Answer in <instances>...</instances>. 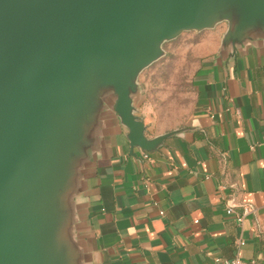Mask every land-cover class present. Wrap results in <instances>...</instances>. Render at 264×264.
Returning <instances> with one entry per match:
<instances>
[{
    "label": "water",
    "instance_id": "water-1",
    "mask_svg": "<svg viewBox=\"0 0 264 264\" xmlns=\"http://www.w3.org/2000/svg\"><path fill=\"white\" fill-rule=\"evenodd\" d=\"M225 23L221 52L264 42V0H0V264H89L79 199L117 120L137 115L142 72L185 32Z\"/></svg>",
    "mask_w": 264,
    "mask_h": 264
},
{
    "label": "crops",
    "instance_id": "crops-1",
    "mask_svg": "<svg viewBox=\"0 0 264 264\" xmlns=\"http://www.w3.org/2000/svg\"><path fill=\"white\" fill-rule=\"evenodd\" d=\"M226 30L189 36L198 63L185 123L164 126L142 88L146 135L180 130L157 151L132 152L125 127L109 124L79 199L89 264L264 263V42L225 54ZM245 207L254 212L238 222Z\"/></svg>",
    "mask_w": 264,
    "mask_h": 264
},
{
    "label": "rangeland",
    "instance_id": "rangeland-1",
    "mask_svg": "<svg viewBox=\"0 0 264 264\" xmlns=\"http://www.w3.org/2000/svg\"><path fill=\"white\" fill-rule=\"evenodd\" d=\"M192 32L165 43L166 55L145 69L139 78L144 92L156 94L154 105L163 110L160 118L166 127L185 123L192 105V78L198 63L194 51L197 40L189 37Z\"/></svg>",
    "mask_w": 264,
    "mask_h": 264
},
{
    "label": "built area",
    "instance_id": "built-area-1",
    "mask_svg": "<svg viewBox=\"0 0 264 264\" xmlns=\"http://www.w3.org/2000/svg\"><path fill=\"white\" fill-rule=\"evenodd\" d=\"M254 209L251 207H245L243 210L242 214H239L237 216V220L238 222H242L245 218L246 215L253 213ZM161 214H163V212H160ZM228 214H233L234 213V209L229 207L227 210ZM197 222V221H196ZM240 245H243V242H239ZM213 264H264L262 262L256 261V260H244L242 258L236 257L233 259H222V258H215L214 263Z\"/></svg>",
    "mask_w": 264,
    "mask_h": 264
}]
</instances>
